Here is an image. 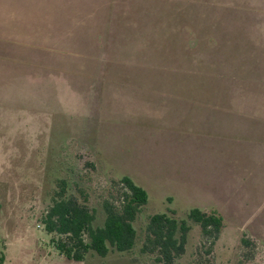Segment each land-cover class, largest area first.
Listing matches in <instances>:
<instances>
[{
	"label": "rangeland",
	"instance_id": "rangeland-1",
	"mask_svg": "<svg viewBox=\"0 0 264 264\" xmlns=\"http://www.w3.org/2000/svg\"><path fill=\"white\" fill-rule=\"evenodd\" d=\"M7 7L19 13L18 73L34 90L42 76L49 101L0 120V264H153L140 251L149 216L194 207L224 218L216 264H264V0ZM123 175L148 192L134 248L60 254L41 221L58 179L101 223ZM200 241L197 229L178 264L206 262Z\"/></svg>",
	"mask_w": 264,
	"mask_h": 264
},
{
	"label": "trees",
	"instance_id": "trees-1",
	"mask_svg": "<svg viewBox=\"0 0 264 264\" xmlns=\"http://www.w3.org/2000/svg\"><path fill=\"white\" fill-rule=\"evenodd\" d=\"M70 186L68 178L58 179V189L41 218L58 252L75 262H84L91 251L101 257L112 250L130 252L138 235L134 222L148 202L147 190L128 175L114 180L102 200V222L97 223L96 208L90 207L87 199L80 200ZM224 226L221 214L197 207L185 217H179L174 210L154 213L149 216L140 251L150 256L153 264H178L189 249L193 231L198 229L200 244L209 258L196 264H216L214 247ZM3 262L1 255L0 263Z\"/></svg>",
	"mask_w": 264,
	"mask_h": 264
},
{
	"label": "crops",
	"instance_id": "crops-1",
	"mask_svg": "<svg viewBox=\"0 0 264 264\" xmlns=\"http://www.w3.org/2000/svg\"><path fill=\"white\" fill-rule=\"evenodd\" d=\"M18 15L12 7L0 8V120L15 119L14 114L19 105L27 104L32 109L34 103H41L43 110L44 101H49L42 76L38 78L42 82L40 90H34L30 85V78L24 73H18V32H13L11 27L12 21L18 20Z\"/></svg>",
	"mask_w": 264,
	"mask_h": 264
}]
</instances>
